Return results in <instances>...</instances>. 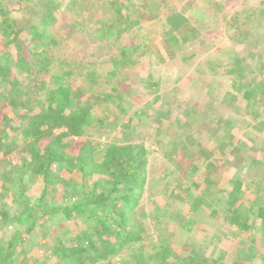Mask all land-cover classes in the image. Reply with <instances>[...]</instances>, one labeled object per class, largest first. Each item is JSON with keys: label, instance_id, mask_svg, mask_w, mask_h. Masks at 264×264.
<instances>
[{"label": "rangeland", "instance_id": "1", "mask_svg": "<svg viewBox=\"0 0 264 264\" xmlns=\"http://www.w3.org/2000/svg\"><path fill=\"white\" fill-rule=\"evenodd\" d=\"M133 1L152 3L157 16L130 7L120 17L108 0H75L63 13L68 0H0V10L44 32L38 64L18 66L36 43L32 33L22 40L23 52L13 54L14 85L27 91L21 96H29L35 110L46 102L52 74L64 70H73L67 79L74 89L87 94L93 88L103 98L92 109V126L62 136L70 151L87 141L97 158L113 144L147 149L143 188L134 190L128 207L143 238L114 237L108 257L85 264H140L131 254L144 251L143 264H264V221L254 213L264 205V0ZM41 8L53 9L60 25L44 28ZM50 32L56 41L44 43ZM121 46L133 49L135 62L131 57L114 67ZM85 71H93L96 83L76 77ZM5 86L0 80V103ZM113 87L119 92L109 97ZM252 90L258 93L248 98ZM40 186L35 182L31 195ZM5 200L1 190L0 205ZM15 222L0 230V239L11 236ZM46 225L23 242L14 264H61L43 234L71 244L83 229L78 219ZM159 243L168 250L154 248Z\"/></svg>", "mask_w": 264, "mask_h": 264}, {"label": "trees", "instance_id": "2", "mask_svg": "<svg viewBox=\"0 0 264 264\" xmlns=\"http://www.w3.org/2000/svg\"><path fill=\"white\" fill-rule=\"evenodd\" d=\"M74 1L68 0L62 13ZM108 1L120 17L127 16L125 8L130 7L140 10L150 19L157 16L152 13L156 9L152 3ZM50 2L57 3V0ZM41 10L44 28L60 25L59 16L53 9ZM28 23V19L12 17L7 9L0 10V80L9 84L3 89L5 101L0 103V108L4 107L5 102L9 105V111L0 118V152L4 154L0 159V191H3L6 199L0 205V230L13 221L18 223L8 239H0V264H14L18 249L28 236L40 225L47 226L46 222L57 218L67 221L78 219L83 229L71 244L64 242L60 236L48 238L43 234L45 242L53 243L49 245L54 258H58L61 264L98 261L115 250L114 237H122L127 241H140L143 238L142 227L135 217L130 216L128 207L135 201L134 190L143 188L147 149L142 144H113L105 149L101 158H97L87 141L77 153L70 151L71 147L64 143L62 136H78L88 126H92L95 123L92 109L103 98L93 88H87V94L74 89L72 81L67 79L73 70H64L61 75L52 74L51 83L55 85L45 88L46 102L39 110H35L31 98L21 96L27 91L19 92L14 85L18 80L12 73V63L18 59L13 57L14 50L17 56L20 51L23 52L25 48L22 40L28 32L33 34L32 40L36 43L28 49V57H19L18 61L23 63H18V66L24 65L29 69L33 64H38L41 58V54L35 51L43 43L44 32L35 26L29 29ZM50 41H56L51 32L50 39L44 40V43ZM129 48L120 47V54L113 57L114 67L126 66L131 57L135 62L133 49ZM92 72L75 75L96 83ZM111 74L114 75L115 70ZM118 92L119 87H113L107 95L113 97ZM257 93V90H252L246 95L251 98ZM60 128L66 132L55 134V130ZM20 136L23 137L21 144L17 142ZM46 138L48 140L44 142ZM57 170H63L64 176L58 174ZM73 170L77 176L72 173ZM37 181L41 182V186L35 195H31V187ZM58 192L62 194V199H58ZM202 201L197 198L195 204L199 206ZM233 211L239 214L240 210ZM254 213L264 221V205H260ZM165 246L159 243L154 248L166 251L168 249ZM146 255V251L131 254L140 264H143Z\"/></svg>", "mask_w": 264, "mask_h": 264}]
</instances>
